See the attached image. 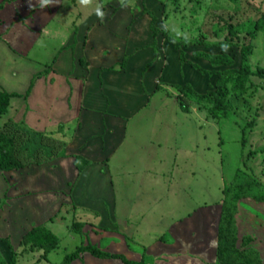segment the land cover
I'll list each match as a JSON object with an SVG mask.
<instances>
[{"label":"rangeland","instance_id":"rangeland-1","mask_svg":"<svg viewBox=\"0 0 264 264\" xmlns=\"http://www.w3.org/2000/svg\"><path fill=\"white\" fill-rule=\"evenodd\" d=\"M124 5L136 16L134 28L139 35L136 39L148 43L147 48L143 43L144 49L138 48L137 54L140 62L146 59L150 63L145 71L156 73L155 84L147 100L141 105L132 102L127 108L119 146L104 165L90 167L76 181L73 173L76 156H69L60 178L56 175L51 181L71 180L70 186L31 201L29 213L35 220H41L39 227L47 229L59 242L55 250L43 259L40 251H24L19 245L12 247L16 246L14 229L9 227L7 234L12 239L5 237L0 242L12 245L15 264H60L66 256L91 246L124 255L135 264H161V259L147 257V249L164 243L169 228L197 210L212 214L215 236L208 254L212 257L223 193L235 175L242 173L264 187V80L251 77L243 91L228 83L223 111H215L207 101H197L187 90L181 91L189 85L200 96L215 92L217 76H202L190 65L208 72H222L226 68L211 69L201 55L228 56L232 66L227 69H238L241 54L247 52L250 71H264V35L255 28L264 14V0H64L57 17L41 33L26 59L13 55L0 43L1 91L14 92L18 96L13 99L24 102L32 74L49 68L62 55L73 31L80 30L94 13L102 16L105 10L106 18ZM151 16L155 17V28L159 31L156 37L150 30ZM166 38L181 45L186 64L180 65L179 53ZM75 40L70 38L68 49H73ZM101 40L106 41L101 38L97 43ZM114 53L101 56L107 61L117 56ZM129 90L130 85L126 92ZM30 99L28 106L38 117L47 115L43 87L35 90ZM21 101H10V110L0 119L1 125L11 126L10 123L20 120L23 112L14 114L13 110L22 106ZM53 120L67 119L53 115L49 121L53 124ZM35 121V117L30 118V129L37 126ZM71 161L74 168L69 172ZM239 211L244 217L240 231H251L254 241L259 238L264 257V205L242 201ZM47 217L51 221L44 222ZM79 225L80 232L76 229ZM4 234L0 230V235ZM24 235H20L21 239ZM115 235H119L122 244L107 247L110 242L106 239ZM4 247L0 245V251ZM6 249L11 253L9 246ZM155 252L158 256V251ZM129 253L136 255L133 260ZM82 254L71 264H103L89 254Z\"/></svg>","mask_w":264,"mask_h":264},{"label":"crops","instance_id":"crops-1","mask_svg":"<svg viewBox=\"0 0 264 264\" xmlns=\"http://www.w3.org/2000/svg\"><path fill=\"white\" fill-rule=\"evenodd\" d=\"M4 1L8 2L0 10V43L13 55L26 59L41 33L57 17L64 0H0V4ZM114 10L106 18L105 10L102 16L94 13L87 18L80 30L73 31V34L69 35L60 53L62 55L54 59L49 68L32 74L30 82L35 75L42 73V76L33 82L26 100L24 102L20 99L11 100V102L14 100L22 102L19 109L13 110L14 114L17 111L23 112L20 120H15L17 124L22 123L29 130L39 133L54 134L59 125L67 128L64 137L56 133L53 136L67 143L65 158H58L41 166H30L17 172L0 174V230L6 233L4 236L0 235V239L5 237L12 239L7 233L13 228L12 235L16 246L11 245L12 247H18L23 233L27 234L33 227L41 225V220H35L36 217H32L29 213L33 199L47 192H62L61 188L70 186L71 180L68 182L57 179L56 182L53 180V183L51 181V178H57L65 171L67 165L65 162L69 160L67 157L78 156L89 163L80 173L73 167L72 161V167L67 166L69 172L74 168L76 181L90 167L104 165L119 146L124 132L126 111L129 110L127 108L135 101L141 105L155 84L156 73L146 72V66L150 63L146 62V59L140 62V56L137 54L138 48L144 49L143 43L146 42L136 39L139 37L136 27L134 28L136 16L126 5ZM70 38L76 39L72 44V50L67 47ZM101 38L106 41L101 40L97 43V39ZM111 52H115L117 56L105 61L104 57ZM63 56L65 58H62ZM123 61H125L123 67L118 69ZM135 61H138L136 66L133 65ZM145 83H147L146 88H144ZM129 85L131 91L126 92V87L129 88ZM41 87L46 98L47 115L38 117L33 109L29 108L28 102L35 90ZM114 91L123 95L118 96ZM27 108L29 112L26 114ZM59 112L60 116H58ZM53 115L65 117L67 120L63 122L53 120L52 124L49 119ZM31 117H35L37 126L30 129ZM73 124L76 126L71 127ZM54 185H57V190ZM60 205L58 202L59 210L62 208ZM210 215L212 214L205 210H197L175 222L169 228L164 243L153 244L147 249V257L161 259V264H215L217 238L214 239L213 256H208L211 252L213 235L215 236ZM49 221L51 217H47L44 222ZM16 224H18L17 228H15ZM22 231L24 232L20 234ZM106 240L110 242L107 247L122 244L119 242V235ZM0 245H5L4 250L0 251V257L8 263L11 258L6 249L8 246L3 242H0ZM155 251H158V256L155 255ZM129 254L132 260L136 256ZM96 260L103 264H121L117 260Z\"/></svg>","mask_w":264,"mask_h":264},{"label":"trees","instance_id":"trees-1","mask_svg":"<svg viewBox=\"0 0 264 264\" xmlns=\"http://www.w3.org/2000/svg\"><path fill=\"white\" fill-rule=\"evenodd\" d=\"M0 4L2 10L5 3ZM255 28L259 33L264 35V14L260 21L256 23ZM150 30L153 37L159 35V31L155 28V17L151 16ZM167 43L172 44L176 52H178V59L180 65L187 63L183 51L180 49L181 45L173 39L166 38ZM249 53L243 52L241 54V62L238 69H227L232 66V59L225 55L220 56H206L211 69L224 67L226 70L218 71H204L191 64V69L198 71L200 75L217 76L215 92H209L206 95H198L186 85L181 88V91H189L197 101H207L213 105L215 111H223V101L225 98L226 85L232 82L234 89L243 91L246 83L251 77H257L264 80V71L257 70L255 73L250 71L247 58ZM53 63V61H52ZM123 61L119 67H123ZM45 74V72H44ZM41 74L35 75L26 91L23 99H26L30 93L33 82L38 79ZM16 94H8L0 91V119L6 115L10 101L16 98ZM11 126L0 124V172L10 173L20 171L30 166H41L50 163L58 158L65 156V148L67 143L62 140H57L52 137L53 133H39L29 130L24 124L10 123ZM67 128L59 125L56 134L65 136ZM88 162L76 156L74 157V167L80 173ZM224 199L222 203V211L217 229V244H216V258L215 264H264V257L260 252L262 250V243L259 247V238L254 241L253 233L240 231L239 227L243 224L244 217L239 211V204L242 201L252 200L255 204L264 205V187L261 186L253 178L248 177L242 173H237L233 182L224 190ZM77 231H81V226L76 227ZM59 242L57 238L52 235L44 227L32 228L19 242V248L24 251H40L42 257L45 259L48 254L55 250ZM11 258L8 263H5L0 257V264H15L14 255L11 246ZM86 253L91 257L99 260H117L122 264H135L134 262L126 260L121 255H111L103 252L94 246L80 249L73 255L66 256L60 264H71L76 261L80 254ZM142 264V263H138Z\"/></svg>","mask_w":264,"mask_h":264}]
</instances>
